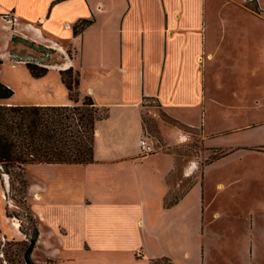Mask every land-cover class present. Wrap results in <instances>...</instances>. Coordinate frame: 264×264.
Instances as JSON below:
<instances>
[{
    "label": "crops",
    "instance_id": "crops-1",
    "mask_svg": "<svg viewBox=\"0 0 264 264\" xmlns=\"http://www.w3.org/2000/svg\"><path fill=\"white\" fill-rule=\"evenodd\" d=\"M231 1L240 10L256 14L262 7L261 0ZM247 2L255 4L257 11L247 8ZM217 5V0H0V12L17 16L16 31L58 45L66 42L77 52L62 64L78 72V93L89 95L108 112L95 122L94 162L25 165L23 199L37 224L36 241L45 251L44 264L50 256L55 258L53 264L77 258L85 264H111L113 257L127 251L140 252L142 258L140 242L130 241L132 230L138 232L141 223L145 226L142 218L150 231L157 228V220L175 227L170 218H176L191 189L199 184L194 183L176 203L163 204L168 191L164 179L174 158L168 152L140 153L141 137L153 142L144 128L143 112L155 106L179 125L202 127L204 133L229 122L228 115L217 119L212 113V109L227 111L228 106L220 82L223 53L217 58L213 48L220 46L225 32L240 34V25ZM83 20L91 23L75 35L74 25ZM214 31L217 42L210 37ZM11 38L6 32L0 36L6 46ZM2 57L6 56L1 50ZM49 70L60 75L59 68ZM59 83L66 90L61 77ZM215 98L220 101L216 107ZM5 103L15 104L10 98ZM70 103L67 95L25 104ZM160 127L168 143L184 137L180 127ZM9 189L8 177L3 176L0 238L23 240L19 220L5 212L15 203ZM125 240L130 242L124 244ZM163 254L150 252L148 264L168 255Z\"/></svg>",
    "mask_w": 264,
    "mask_h": 264
},
{
    "label": "rangeland",
    "instance_id": "rangeland-1",
    "mask_svg": "<svg viewBox=\"0 0 264 264\" xmlns=\"http://www.w3.org/2000/svg\"><path fill=\"white\" fill-rule=\"evenodd\" d=\"M261 1L262 7L256 14L248 9L240 10L231 0H217V6L227 10L224 14L240 25V34L222 32L219 41L215 31L209 35L220 45L212 49L214 55L218 58L223 53L220 82L225 89L223 102L228 105L227 111L212 109V113L217 119L219 115H228L229 122L218 123L219 130L204 133L202 127L179 125L155 106L143 112L144 128L156 147L150 154L168 152L174 158V166L164 179L168 191L163 204L181 198L194 183L201 188L197 185L191 189L176 218H170L175 227L172 223L168 228V223L157 220V228L150 231L142 218L145 226L139 224L138 232L133 229L130 239L140 242L144 249L142 258L140 252L127 251L113 257L111 264H148L150 252L166 253L179 264H264V0ZM245 6L257 11L252 2ZM16 29L0 26V36L6 32L14 38L7 46L0 39V51L6 56L1 58L0 80L14 91L10 100L25 104L49 101L55 96L65 99L68 94L60 85L57 72L49 70L41 77H34L25 64L41 61L48 69L67 67L62 64L63 59L74 58L77 52L66 42L58 45ZM84 96L78 93L79 102ZM218 102L216 98L212 100L214 107ZM162 124L180 127L183 139L175 143L164 141ZM16 176L9 195L21 200L22 187ZM24 209L23 204L14 203L9 212L17 211L23 227L30 232L29 215ZM155 219L151 218L152 222ZM19 236L23 240L0 238V264H11V259L14 264H25L23 253L29 240ZM45 255L36 241L30 255L32 262L44 264ZM50 258L45 264H53L55 258ZM66 264H85V260L77 258ZM155 264L170 263L158 260Z\"/></svg>",
    "mask_w": 264,
    "mask_h": 264
},
{
    "label": "trees",
    "instance_id": "trees-1",
    "mask_svg": "<svg viewBox=\"0 0 264 264\" xmlns=\"http://www.w3.org/2000/svg\"><path fill=\"white\" fill-rule=\"evenodd\" d=\"M90 23L91 20H83L74 25L73 33L78 34L81 28ZM13 39L12 37L11 40ZM39 62L40 64L38 62L25 64L34 77H41L48 71L45 64ZM59 74L71 101L67 105L6 104L5 100L11 98L14 91L0 80V179L7 176L9 190H12L14 176L17 175L16 181L21 184L20 193L23 196L27 187L23 170L27 164H88L94 162L95 122L105 118L108 112L105 108L97 106L89 95H85L79 102L77 71L68 67L59 70ZM15 171L18 173L16 174ZM13 199L17 205L23 204L27 216L29 215L30 232L23 227V221L17 211L9 212V207H6V215L18 218L21 232L29 242L30 240L35 242L38 238L36 221L32 220L33 217L23 198ZM178 200L179 197L174 198L172 203L164 205L170 206ZM158 260L173 264L165 256L152 259L150 264H155ZM10 261L14 264L13 259Z\"/></svg>",
    "mask_w": 264,
    "mask_h": 264
},
{
    "label": "built area",
    "instance_id": "built-area-1",
    "mask_svg": "<svg viewBox=\"0 0 264 264\" xmlns=\"http://www.w3.org/2000/svg\"><path fill=\"white\" fill-rule=\"evenodd\" d=\"M1 27L4 29H11L17 22V16L12 11L0 12ZM38 64H40L38 62ZM139 151L142 154H150L156 150L155 144L149 141L148 137L143 136L138 141ZM41 219V216H39Z\"/></svg>",
    "mask_w": 264,
    "mask_h": 264
},
{
    "label": "water",
    "instance_id": "water-1",
    "mask_svg": "<svg viewBox=\"0 0 264 264\" xmlns=\"http://www.w3.org/2000/svg\"><path fill=\"white\" fill-rule=\"evenodd\" d=\"M34 245H35V242L33 240H30L29 245L27 246V248L25 249L23 253V259H24L25 264H34L30 258Z\"/></svg>",
    "mask_w": 264,
    "mask_h": 264
},
{
    "label": "bare ground",
    "instance_id": "bare-ground-1",
    "mask_svg": "<svg viewBox=\"0 0 264 264\" xmlns=\"http://www.w3.org/2000/svg\"><path fill=\"white\" fill-rule=\"evenodd\" d=\"M66 68H68V67H60L59 69H66Z\"/></svg>",
    "mask_w": 264,
    "mask_h": 264
}]
</instances>
